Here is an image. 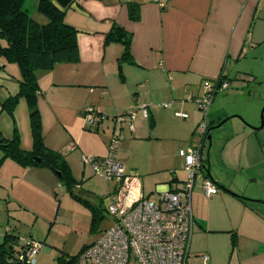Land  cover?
Listing matches in <instances>:
<instances>
[{
    "label": "crops",
    "instance_id": "crops-1",
    "mask_svg": "<svg viewBox=\"0 0 264 264\" xmlns=\"http://www.w3.org/2000/svg\"><path fill=\"white\" fill-rule=\"evenodd\" d=\"M130 5L137 6L138 18L130 17ZM64 19L77 30L79 59L59 62L49 70L38 72V97L43 96L38 106L42 131L47 133L54 126L64 125L72 137L77 136L81 149L103 156L107 141L118 126L123 137L117 145V157L124 169L134 145L157 150L161 141L172 140L179 150L193 144L194 128L202 114L191 101L184 100L188 95L201 93V84L206 79L215 80L223 74L229 82L232 71L252 70L251 59H261L252 52L264 43V0H74L65 9ZM114 25L122 26L131 34L130 58H121L124 48L121 41H106V34ZM7 75L0 61V76ZM163 102L169 105L163 106ZM138 104H145L148 115L143 116L139 111L133 120V129L126 123L116 125L110 119ZM87 106L107 115L95 132L83 127ZM177 109L187 112L188 116L176 117ZM216 112L220 110L215 109L213 114ZM212 116L209 110L210 125L220 119L212 122ZM245 145H248L246 151L248 148L250 152L264 150L260 142L253 140L247 139ZM49 148L59 150L53 145ZM177 154L180 156L179 153H174V157L164 153L140 154L138 161L130 164L125 172H135L141 180L143 172L158 180L163 176H155L160 170L171 168L170 177L155 181L154 187L144 192L148 196L154 193L157 198L160 191L182 185L177 182L183 180L174 173ZM214 182L218 191L211 195L204 193L207 202L228 195L220 192ZM239 199L245 200L238 196L235 201ZM246 205L244 208L250 209L255 221H264L258 209ZM199 206H192V211L195 226L201 232L209 222ZM259 228L251 230L252 238L264 242L261 241L264 226ZM262 250L264 244L259 243L254 253Z\"/></svg>",
    "mask_w": 264,
    "mask_h": 264
},
{
    "label": "rangeland",
    "instance_id": "rangeland-1",
    "mask_svg": "<svg viewBox=\"0 0 264 264\" xmlns=\"http://www.w3.org/2000/svg\"><path fill=\"white\" fill-rule=\"evenodd\" d=\"M36 4L37 0H27L25 6L35 20L45 22L47 19L37 10ZM257 46L259 47L252 54L260 55L261 59H251L252 70H247L248 72L232 71L228 86L215 93L210 106L212 122L219 117V121L228 117L221 125L211 129V142L209 144L208 140L204 145L205 154L209 150L210 173L219 185L220 192L228 195L207 202L201 187V178L195 179L191 204L194 208L196 205L201 206L202 215L208 220L210 228L203 225L199 232L194 224L188 258L191 264H201L204 254L209 255L208 262L212 264H264V250L254 253L257 245L264 242L253 239L254 234L251 233V230H260L259 227L264 226V221H255L252 218L255 215L250 209L244 208L247 204L248 207L258 209L261 220H264V150L250 152L248 148L246 151L248 145H245L249 139V142L253 140L264 146V126L257 128L261 110L264 108V43ZM0 61L4 63L5 72L8 74L5 77L0 76L1 134L10 138L16 129L20 146L31 149L33 138L30 106L26 96L19 95L13 111L5 105L8 96L14 95L19 89V67L15 61H6L2 57ZM42 71L44 70L37 71V74ZM42 97L37 95V106ZM190 104L198 108L193 101ZM215 109L220 112L213 114ZM39 113L41 117L40 109ZM43 113L48 115L47 112ZM54 127L47 133L42 131L41 120L44 144L59 149L79 185L76 184L71 191L58 170L45 163L23 165L9 156L5 157L0 164V243L4 241L8 228L9 234L16 237H6L4 248L6 251L12 249L14 256L21 248L19 237L28 236L41 243L40 249L34 255L35 264H67L73 255L75 258L70 264H81L80 258L86 247L112 223L106 206L110 201L109 192L112 191L113 181L96 174L90 163L83 162L82 154L94 153L81 149L77 136L72 137L64 125ZM83 127L86 131L90 130L85 120ZM193 140H196L195 135ZM72 142L78 145L70 149ZM175 142L161 141V147L157 150L154 147L134 145L132 157L128 155L125 162L126 171L130 164L138 161L140 154L148 152L155 156L164 153L174 157V153H178ZM107 145L108 141L106 152ZM183 164L182 157L177 154L174 173L180 180L185 181L188 170ZM170 170L171 168L162 169L158 174L155 173L157 177L163 175L158 180H153L147 173L141 172L144 192L148 193L154 187L155 181L170 177ZM235 196L244 197L245 200L235 201ZM149 197L157 199L154 193ZM213 227L220 229L214 230ZM261 235V241H264V234ZM5 255L8 257L7 253ZM12 257L9 256L8 259Z\"/></svg>",
    "mask_w": 264,
    "mask_h": 264
},
{
    "label": "built area",
    "instance_id": "built-area-1",
    "mask_svg": "<svg viewBox=\"0 0 264 264\" xmlns=\"http://www.w3.org/2000/svg\"><path fill=\"white\" fill-rule=\"evenodd\" d=\"M201 86L202 93L186 98L196 104L202 117L194 128V143L178 150L184 160L183 167L188 170V177L180 187L160 191L155 200L145 194L141 177L135 172H125L123 162L117 157V145L123 137L118 126L109 137L105 155L82 154L83 162L90 163L96 174L113 181V188L106 206L112 223L86 247L80 258L81 264H191L188 256L195 224L191 191L197 177L201 178L206 195L218 191L216 183L205 171L207 152L205 154L204 145L208 141V117L213 97L218 90L228 86V81L206 79ZM168 105L163 102V106ZM139 111L143 116L148 115L145 104H138L110 116V119L116 125L126 123L133 129V120ZM174 115L186 118L188 113L177 109ZM106 117L92 106L85 108L84 119L90 130L97 129ZM73 147V144L69 145L70 149ZM20 238L23 247L18 257L33 264L41 243L27 236ZM208 260V255H202L201 264H209Z\"/></svg>",
    "mask_w": 264,
    "mask_h": 264
},
{
    "label": "trees",
    "instance_id": "trees-1",
    "mask_svg": "<svg viewBox=\"0 0 264 264\" xmlns=\"http://www.w3.org/2000/svg\"><path fill=\"white\" fill-rule=\"evenodd\" d=\"M26 1L0 0V57L6 61H15L19 67V89L14 95L8 96L5 105L13 111L19 95L26 96L30 106L33 146L31 149L22 148L16 129L10 138L3 137L0 131V147L2 148L0 164L8 156L23 165L45 163L58 170L67 182L68 189L73 191V187L76 184L78 186L79 183L74 178L70 165L58 150L51 149L44 144L41 117L36 100L39 92L37 71L49 70L59 62H75L79 59L77 30L64 19L65 9L74 0H37V10L47 19L41 23L28 13L25 6ZM129 14L133 19L138 18L136 5H130ZM115 40L123 43L121 58H130L131 34L122 26L114 25L107 32L106 41ZM221 80H226L223 74L211 81ZM210 126L209 124L208 128ZM90 206L93 210V206ZM10 236L16 237L14 234H9L6 228L4 241L0 243V264H28L18 257L23 247L20 237L21 248L15 256L12 254V249L6 251L4 248L6 237ZM5 253L8 257H13L8 259ZM74 258L75 255L71 256L67 264H70Z\"/></svg>",
    "mask_w": 264,
    "mask_h": 264
},
{
    "label": "water",
    "instance_id": "water-1",
    "mask_svg": "<svg viewBox=\"0 0 264 264\" xmlns=\"http://www.w3.org/2000/svg\"><path fill=\"white\" fill-rule=\"evenodd\" d=\"M226 119H228V117H225V118L221 119L219 122H217L216 124L210 126L209 134H208L209 144L211 142V129L221 125L224 121H226ZM262 126H264V108H262V110H261L260 124H259V126H257V128H261ZM208 153H209V150H207V159H206L207 160V164L205 165V171H206L207 175L213 179V177H212V175L210 173L209 154ZM37 160H39V158H37ZM58 174L60 175L59 171H58Z\"/></svg>",
    "mask_w": 264,
    "mask_h": 264
},
{
    "label": "flooded vegetation",
    "instance_id": "flooded-vegetation-1",
    "mask_svg": "<svg viewBox=\"0 0 264 264\" xmlns=\"http://www.w3.org/2000/svg\"><path fill=\"white\" fill-rule=\"evenodd\" d=\"M219 122V121H218Z\"/></svg>",
    "mask_w": 264,
    "mask_h": 264
}]
</instances>
